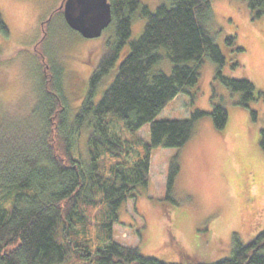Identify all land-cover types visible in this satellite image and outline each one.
<instances>
[{
  "label": "trees",
  "instance_id": "trees-1",
  "mask_svg": "<svg viewBox=\"0 0 264 264\" xmlns=\"http://www.w3.org/2000/svg\"><path fill=\"white\" fill-rule=\"evenodd\" d=\"M109 2L116 41L90 79L89 97L80 113L71 120L63 67L49 68L51 58L41 72L44 90L40 91L43 101L34 110L37 123L25 129L27 134L21 133L23 127L7 124L0 112V264H169L144 257L137 246L115 240L119 210L135 197L138 186L147 183L154 148H182L206 116L212 117L218 131H224L229 115L214 97L210 113L196 110L182 120L158 121L157 117L179 94H191L189 89L198 87L205 58L217 65L216 79L242 95L239 104L247 106L264 97L249 77L225 75L228 64L232 69L244 67L245 50L234 34L224 36L226 51L217 42L210 30L212 0H167L154 12L142 0ZM247 4L254 20L264 16V0H247ZM137 12L148 16L144 33L116 66ZM56 13L70 28L63 12L57 8ZM0 30L9 34L1 16ZM47 31L52 34L51 25ZM161 47L169 51L171 74L152 73L164 58ZM42 55L45 60L47 55ZM112 71L114 80L95 105V88ZM111 116L123 121L129 132L151 124L150 143L112 135ZM86 124L93 127L89 162L73 148ZM260 145L264 150V130ZM175 175L171 173L169 189ZM181 250L184 259L175 264H264V231L245 244L236 236L231 257L215 263L199 261Z\"/></svg>",
  "mask_w": 264,
  "mask_h": 264
},
{
  "label": "rangeland",
  "instance_id": "rangeland-1",
  "mask_svg": "<svg viewBox=\"0 0 264 264\" xmlns=\"http://www.w3.org/2000/svg\"><path fill=\"white\" fill-rule=\"evenodd\" d=\"M166 2L142 0L151 12ZM61 3L62 0H0V16L9 29L8 35L0 30V112L9 125L27 130L37 123L34 110L43 101L40 80L48 58L52 59L49 68L63 67V86L73 120L91 89V68L99 66L110 44L116 41L111 25L100 37L86 39L68 28L58 13L51 22L52 34L38 43L41 23ZM211 5L210 30L219 45L225 50L224 36L234 34L245 50L241 55L244 67L232 69L228 64L225 75L247 76L264 93V16L254 20L247 0H212ZM147 22V15L136 13L131 36L116 66L130 44L143 35ZM159 50L164 58L153 66L152 73L171 74L169 51L165 47ZM42 51L47 55L45 60ZM216 74L217 65L205 58L198 87L170 101L157 120L189 119L196 110L210 113L215 97L228 111L226 129L218 131L212 117L206 116L182 148H154L147 183L138 186L135 197L119 210V223L113 227L115 240L137 246L144 257L175 264L184 259L183 248L199 261L215 263L231 257L236 236L245 244L264 231V150L260 145L264 97L241 105L242 95L230 92ZM113 75L114 71L105 75L95 88L96 104L114 80ZM111 120L112 135L122 140L142 138L150 143L151 124L129 132L123 121L114 116ZM26 130L21 133L27 134ZM92 132L90 124L83 125L74 141L75 154L85 162L90 161L88 139ZM133 156L132 153L130 157Z\"/></svg>",
  "mask_w": 264,
  "mask_h": 264
},
{
  "label": "water",
  "instance_id": "water-1",
  "mask_svg": "<svg viewBox=\"0 0 264 264\" xmlns=\"http://www.w3.org/2000/svg\"><path fill=\"white\" fill-rule=\"evenodd\" d=\"M61 8L69 27L86 39L100 37L112 23L109 0H66Z\"/></svg>",
  "mask_w": 264,
  "mask_h": 264
},
{
  "label": "flooded vegetation",
  "instance_id": "flooded-vegetation-1",
  "mask_svg": "<svg viewBox=\"0 0 264 264\" xmlns=\"http://www.w3.org/2000/svg\"><path fill=\"white\" fill-rule=\"evenodd\" d=\"M65 1L66 0H62V3L60 4V7L58 8V9H60L62 12H63V16H64V9H62L61 8V6L65 3ZM57 13H56V10L53 12V14L50 16V18L49 19H47L46 21H44V22H42L41 23V30H42V36H41V38H40V40L38 41V43H41V42H43L46 38H47V36H48V31H47V29H48V26H50L51 25V22H52V20H53V18H54V16L56 15ZM50 24V25H49ZM52 28L53 27H51V31H52ZM35 51H36V48H35ZM97 69H98V67H96V66H94L93 68H91V72H90V75H89V77H90V79L94 76V73L97 71ZM105 77V76H104ZM104 77H102V79H101V81L103 80V78ZM100 81V82H101ZM90 82V81H89ZM98 91V90H97ZM96 95V94H95ZM87 96H89L88 94L85 96L86 97V99H87ZM94 103H95V101H94ZM83 104V103H82ZM82 104H81V106H82ZM95 105H96V103H95Z\"/></svg>",
  "mask_w": 264,
  "mask_h": 264
}]
</instances>
